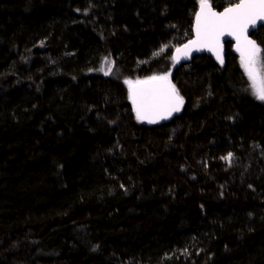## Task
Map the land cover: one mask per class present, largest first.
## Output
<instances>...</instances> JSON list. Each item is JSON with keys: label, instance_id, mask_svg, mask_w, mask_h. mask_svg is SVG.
I'll return each instance as SVG.
<instances>
[{"label": "trees", "instance_id": "1", "mask_svg": "<svg viewBox=\"0 0 264 264\" xmlns=\"http://www.w3.org/2000/svg\"><path fill=\"white\" fill-rule=\"evenodd\" d=\"M199 3L0 0V264H264V101L231 42L174 61ZM165 74L181 111L138 120Z\"/></svg>", "mask_w": 264, "mask_h": 264}, {"label": "snow or ice", "instance_id": "2", "mask_svg": "<svg viewBox=\"0 0 264 264\" xmlns=\"http://www.w3.org/2000/svg\"><path fill=\"white\" fill-rule=\"evenodd\" d=\"M196 40L189 41L184 49H177V53L187 55L192 50L190 46L202 45L216 54L223 63L222 56L217 51L220 37L234 36L237 41V51L241 52V63L249 80L252 82L253 95L264 101V74L261 73V49L254 41L249 40L246 33L250 27L256 26L258 21H264V0H240L234 7L225 8L217 13L212 10L208 0H200V12L196 15ZM243 41V46H241ZM199 50V49H197ZM163 51V49H161ZM174 60L178 57H173ZM111 72V64L107 65L105 75ZM129 84V98L135 107L137 119H148L155 123L156 117L167 118L173 112L180 111L183 98L179 96L174 85H171L168 75L153 76L148 80L137 81V85L145 87L133 88ZM229 153L224 159H231Z\"/></svg>", "mask_w": 264, "mask_h": 264}, {"label": "water", "instance_id": "3", "mask_svg": "<svg viewBox=\"0 0 264 264\" xmlns=\"http://www.w3.org/2000/svg\"><path fill=\"white\" fill-rule=\"evenodd\" d=\"M208 2H209V4L211 5V3H210L209 0H208ZM239 3H240V0H238L237 2H235V3H233V4H230V5L226 6V7H224V8L221 9V10H217V9H215L212 5H211V7H212V10H213L214 12L221 13V12L224 11L225 8L234 7L236 4H239ZM198 12H200V3H199V5H198V8H197V10H196V13H195V15H194V19H193V25H192V36H191V38H190L189 40H187L186 42H184V43L180 44L179 46H177L176 48H174V50H173V52H172V57H178V59H176V60H174V61H175V62H180V63H187V62L191 61L192 58L195 57V56H197V55H200V54H206V55L210 56V57H211V58H212V59H213L218 65H223L224 62H225V52H226V50H225V44H226V42H231L234 51H235L237 54H239V55L241 56V52H240V51H237V41H236L235 37H234V36H229V35H224V36H221V37H220V44H219V47H218V49H217V51L219 52V54L222 56L223 63H221V62L217 59V56H216V54H214L213 51L208 50L207 47H204V46H202V45L190 46V47H192V50H191L190 52H188L187 55H185L183 51L180 52V53H177L176 50H177L178 48H179V49H184V46H185V45H188V44H189V41L196 40V38H197V36H196V25H197L196 15H197ZM261 25H264V21H258L257 24H256V26H254V27H250V28H249L248 32L246 33V35H247V37H248L249 40L254 41L253 37L251 36V33H252L253 30L257 29V28H258L259 26H261ZM254 42H255V41H254ZM241 46H243V41H242ZM197 49H199V50H197ZM148 79H149V78L144 79V80H148ZM168 79H169V78H168ZM144 80H141V81H144ZM169 82H170V79H169ZM170 83H171V82H170ZM171 85H172V83H171ZM131 86H132L133 88H137V87H145V86H143V85H137L136 82H133ZM129 87H130V86H129ZM130 100H131V99H130ZM131 104H132L133 109H134V111H135V113H136V110H135V107H134V105H133V103H132V100H131ZM182 107H183V105L180 107V111H181ZM180 111H178V112H180ZM178 112H173L170 116H167V118L171 117L172 115H174V114H176V113H178ZM136 115H137V114H136ZM167 118H165V119H167ZM165 119H161V118H159V117H156V122H160V121H163V120H165ZM140 120H141V121H144V122H146V123H149V122H148V119H140Z\"/></svg>", "mask_w": 264, "mask_h": 264}, {"label": "rangeland", "instance_id": "4", "mask_svg": "<svg viewBox=\"0 0 264 264\" xmlns=\"http://www.w3.org/2000/svg\"><path fill=\"white\" fill-rule=\"evenodd\" d=\"M261 56V73L262 74H264V60H263V58H262V55H260ZM243 67V66H242ZM243 70H244V67H243ZM244 73H245V75L247 76V78H248V75H247V73L245 72V70H244ZM252 83V82H251ZM256 97V96H255ZM259 100V99H258Z\"/></svg>", "mask_w": 264, "mask_h": 264}]
</instances>
